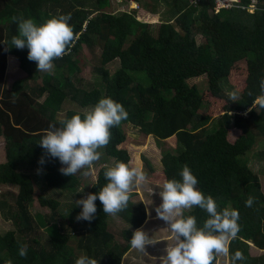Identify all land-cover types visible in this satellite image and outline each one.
<instances>
[{"label":"trees","instance_id":"1","mask_svg":"<svg viewBox=\"0 0 264 264\" xmlns=\"http://www.w3.org/2000/svg\"><path fill=\"white\" fill-rule=\"evenodd\" d=\"M132 1L152 10L143 0ZM193 1L166 0L173 17L161 21L154 35L147 23L136 19L135 10H105L109 0H0V185L17 187L12 203L0 193V217L12 225L0 233V264L9 260L12 264H75L81 255L98 264H120L129 250L133 230L145 223L142 201L130 199L127 209L115 216L125 226L120 230L122 240L110 231L111 215L103 212L99 199L95 218L78 221L82 206L76 200L98 193L107 184V166H99L94 180L79 194L77 174H61L63 165L38 144L50 124L59 126L61 119L77 114L83 119L81 112L68 109L57 117L65 100L83 107L96 105L102 98L121 103L128 112V119L122 122L152 136L157 147L161 142L172 147L173 152L161 149V168L153 172L162 183L180 180L187 165L198 180L196 187L212 196L219 210H238L240 231L229 242L228 264L236 251L245 257L237 264H264V194L259 175L240 159L264 137V107L259 103L264 95L260 87L264 79V7L250 13L232 4L215 12L213 0ZM65 14H70L69 24L77 38L68 55L53 61L51 73L37 72L36 62L27 58V48L11 47V38L18 34L12 17L32 18L39 25ZM195 34L202 41L197 43ZM82 45L98 49V65L93 71L100 82L89 88L73 83L79 69L72 57ZM13 59L25 77L7 86L3 73ZM114 60L117 67L110 74L105 65ZM234 64L245 66L242 75L234 77L242 83L236 102L221 85L230 79ZM198 76L203 78L202 88L188 84V78ZM223 99L228 101L221 109L213 106L210 115L199 112L206 101L215 104ZM110 132L109 144L98 151L112 165L127 164L128 154L119 146L124 133L119 126ZM259 155L264 158L262 151ZM42 156L43 165L38 163ZM142 161L152 172L144 157ZM28 165H35L39 173L30 174ZM54 192L70 196L71 201L60 203ZM34 193L46 213L29 211ZM249 197L254 198L251 207L245 204ZM184 214L194 216L198 228L209 218L198 206ZM247 242L261 252L250 255ZM21 245H27L26 257L19 255Z\"/></svg>","mask_w":264,"mask_h":264},{"label":"clouds","instance_id":"2","mask_svg":"<svg viewBox=\"0 0 264 264\" xmlns=\"http://www.w3.org/2000/svg\"><path fill=\"white\" fill-rule=\"evenodd\" d=\"M231 1L234 5L240 3V0ZM225 7L229 6L219 9ZM70 19V14L59 15L37 25L32 18L13 16V22L18 25V34L11 38V47L27 48V58L36 62L37 72L51 73L53 61L68 55L77 38L69 24ZM260 87L264 92V79ZM228 95L233 102L239 98L238 91H231ZM259 103L264 107V95L259 98ZM127 119L128 112L121 103L102 98L94 108L84 113L83 119L77 114L70 119H61L59 126L50 124L38 144L47 156L57 158L63 165L59 169L61 174L72 177L83 169L81 174L89 176L94 171V162L102 155L98 150L110 142V129ZM38 163H45L43 156ZM104 176L108 182L98 193H89L86 198L76 200V205L82 206L76 217L78 221L91 222L95 218L97 199L103 205L105 214L116 216L127 209L133 189L147 180L142 169L130 167L124 162L107 167ZM180 177V180L173 178L164 181L159 191L161 203L155 208L157 217L168 225L176 241L174 246L166 248V255L160 258L161 264H212L216 255H229V242L240 231L239 212L231 208L219 210L214 198L205 196L196 187L198 180L187 165L180 172ZM253 202L254 198L249 197L245 204L251 207ZM196 206L209 216L199 228L194 216L184 214L185 210ZM157 242L143 229L135 230L130 240L131 247L142 253H147L146 246ZM19 255L27 256V245L20 246ZM244 259L243 253L236 251L231 256V264ZM7 264L12 262L9 260ZM75 264H98V261L81 255Z\"/></svg>","mask_w":264,"mask_h":264},{"label":"rangeland","instance_id":"3","mask_svg":"<svg viewBox=\"0 0 264 264\" xmlns=\"http://www.w3.org/2000/svg\"><path fill=\"white\" fill-rule=\"evenodd\" d=\"M143 1L146 3L148 8H151L152 10L148 9V11L146 10L147 8L145 9L137 3L131 4L128 0H109V5L105 8V10L113 11L115 13H117L119 10L121 11V9H125L126 11L135 10L134 16L136 17V19L147 23L148 31L151 34L155 35L156 29L160 22L167 19L169 20L173 17L172 12L170 11L169 5L166 0ZM213 1L215 5L213 8L218 9V7L222 6V2L225 0ZM193 2L197 3L198 0H194ZM241 7H243V5ZM197 14L198 11L196 15ZM194 38L197 43L202 41L203 39L199 34H195ZM97 52V48L89 49L82 45L78 52L72 57L77 63V68L79 69L75 72L76 80L73 81L76 87L89 88L91 87V85H97V83L100 82L99 75L93 71L94 67L98 65V58L96 56ZM105 67L111 74L113 70L117 67L116 60H114L113 62L106 63ZM241 69H245V66H243V64H234L232 66L231 71H229L230 79H228L227 82L224 80L222 81L221 85L223 84V90L227 94L231 91L240 92L242 88V83L234 77L242 75ZM24 77L25 72H23L19 67H17V61H15V59H13L9 64H6V69L3 73V79L7 86L11 84V82L15 79ZM140 78H142V80L146 82V79L144 77L140 76ZM39 81L40 75H38L37 78H34V82L39 83ZM187 82L188 84L196 85L197 88L203 87V78L200 76L190 77L187 79ZM42 97L39 98V101L42 99ZM226 100L228 101V99ZM226 100L223 99V101L217 102L215 104H211L206 101L207 104H203L199 112H203L205 114L210 115L211 108L213 106H217L218 108H220V105ZM94 106L95 105L89 104L81 107L76 105L74 101L65 100L62 103V108L57 112V117H62L63 111L66 109L81 112L84 116V113L90 111L92 108H94ZM210 125L211 123L208 126ZM119 127L124 133V141H122L119 146L126 150L128 154L127 164L130 167H137L142 169L147 176L146 182L140 186L135 187L130 197V199L134 202L139 200H141L142 203L145 202L143 203V205L146 212L145 223H143L138 228H135L133 232L137 229H143L144 231L148 232L150 236L152 235L153 238L158 241L155 245L146 246L147 253H142L136 249H133L130 246L129 250L122 255L120 264H161L160 258L166 255V248L174 246L176 241L174 234L171 232L168 225L163 220L159 219L156 215L155 208L161 203L159 191L162 190L163 183L162 181H160L159 175H155L153 172H156L161 168V164L159 161L161 156V149L166 150L167 148L169 151L172 152L173 149L166 142H161L162 146L157 147L152 136L143 134L139 131L138 127L130 124L127 121L121 122ZM259 139L260 140L256 141V145L251 150L246 151L242 156H240V159H245V162L247 163L251 171L259 175L261 191L264 194V158H261V156L259 155L260 151L264 153V137ZM2 147L3 144L0 140V161L3 159V154L1 150ZM245 156L246 158H244ZM142 157L147 160L150 168L152 169V172L147 170L146 165H144L142 161ZM110 161L111 159L106 161V158L101 155L100 159L94 162V171L91 175H82L81 173L84 171L83 169L80 172H77L79 185L78 188H76V192H78L79 194L85 192V189L94 180L96 171L98 170L99 166L103 164H105L107 167L114 166L110 163ZM28 169V172L32 175L39 173L37 171L38 168L35 167V165H28ZM16 191L17 187L15 185H0V193L4 194V198L7 200L8 203H12ZM54 196L59 200L60 203H67L71 201L70 196L60 195L59 192H54ZM29 211L31 213L34 211H40L43 213L47 212V208L40 207L37 204L35 199V193L33 201L29 206ZM108 227L110 231L113 232L117 240H122L120 237V230L125 226L119 218L115 216H109ZM11 228L12 225L10 221L4 220L2 217H0V233H3L4 231ZM45 237L46 236L43 235L42 239H45ZM248 245L249 246L247 250L250 255H257L261 252V250L252 246L250 243H248ZM225 262L226 256L216 255L215 260L212 264H226Z\"/></svg>","mask_w":264,"mask_h":264},{"label":"built area","instance_id":"4","mask_svg":"<svg viewBox=\"0 0 264 264\" xmlns=\"http://www.w3.org/2000/svg\"><path fill=\"white\" fill-rule=\"evenodd\" d=\"M222 3H223L222 6H231L233 4L231 0H225ZM238 5H240L239 7H241L243 5V7H241V8L245 9L248 12H254V11H256V9L261 8L262 5L264 7V0H248L247 4H243V3L239 4L238 3ZM222 6H220V7H222ZM218 9H219V7H218ZM218 9H215V11H217Z\"/></svg>","mask_w":264,"mask_h":264},{"label":"crops","instance_id":"5","mask_svg":"<svg viewBox=\"0 0 264 264\" xmlns=\"http://www.w3.org/2000/svg\"><path fill=\"white\" fill-rule=\"evenodd\" d=\"M143 203H145V202H143ZM144 221H145V220H144ZM225 263H226V264H228V262H227V261H226Z\"/></svg>","mask_w":264,"mask_h":264}]
</instances>
